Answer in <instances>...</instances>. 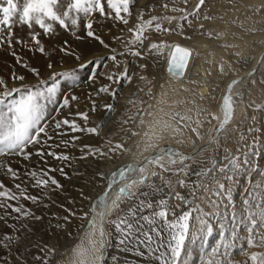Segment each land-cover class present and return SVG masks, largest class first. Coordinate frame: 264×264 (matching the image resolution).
Segmentation results:
<instances>
[{
	"label": "rangeland",
	"instance_id": "rangeland-1",
	"mask_svg": "<svg viewBox=\"0 0 264 264\" xmlns=\"http://www.w3.org/2000/svg\"><path fill=\"white\" fill-rule=\"evenodd\" d=\"M215 1L205 0L204 5L199 9V15H189L188 21L177 19L171 27L164 25V27L173 29L169 33H157L154 28L145 33L148 37L145 45L150 37L154 41L156 37H159V40H164L167 43H181L194 49L197 55L191 59L189 68L198 65L207 67L210 72L209 87L211 91L220 86L225 76L228 75L229 70L226 65L229 60L223 56L219 58L205 57L201 48H196L193 46L194 44H191L193 38L203 35L215 40L219 46L229 49L230 59L233 58L235 62L239 59L249 63L253 53L245 54V58L237 55L242 43L239 41L240 31L256 32L264 29V16L258 15L252 24L245 17L249 13L260 12L259 9L255 11L257 4L240 5L245 3L244 0H227L236 5L224 10L218 9V5L214 6L212 10L209 9L210 3L214 4ZM165 3L168 4V8H164ZM198 3L199 0H187V3H183L182 0H175V2L173 0H147L140 18L143 17L144 20H147L154 15L162 17L161 12L166 14L174 7L184 9L185 13H192L196 11ZM249 9L253 12H250ZM108 11L114 12L112 9ZM131 13L130 17L122 13L129 19L127 24L130 25L129 28L140 21L133 6ZM180 15H182L180 12L173 14L175 17ZM206 16L210 18L205 19ZM116 23L120 25L122 31L112 36L109 47L111 50H115L112 55L117 54L119 64L110 59L112 55L110 57L95 55L90 60L92 63L89 61L83 63L82 60L76 59V66L66 65L57 71H50L51 67L47 71H42L39 78L31 72L32 66L24 67L25 64H22L18 68L19 74L25 77V84H36L38 79H48L54 72L75 70L78 76L75 82L61 80L57 104L49 106V122L51 123L52 118L56 120L68 118L75 120L81 128L99 127L98 134H93L86 131L73 132L70 126H62L61 129H55L54 125L52 126L49 131V135L52 136L51 141L48 145L37 147H44L46 153L52 151L58 155H67L69 157L67 160H57L49 155H45L42 159L35 155L36 147L28 149L33 153L29 160L20 156H4L0 159V162L10 165L20 173V178L14 180L6 175V168H0V181L6 188L17 192L15 184L21 183L22 187L27 189L28 194L39 198L36 202L23 198L6 201L13 207H21L22 211H29L31 213L29 216L13 211L12 207L0 208V217H2L0 218V264H45V261L47 264L51 263L53 245H61V241L68 237L73 222L86 213L89 200L102 191L104 177L102 178L98 173H105L103 170H106L110 163L115 164L120 159L135 153L136 136L142 126L141 120L143 123L147 121L148 111L155 107L156 102H150V99L153 94L157 98L163 89L162 85L165 83L167 73L163 68L161 69L162 75L146 74L149 67L147 48L143 50L142 58L133 57L127 53L119 55L125 51V44L132 38V33L129 32V35L125 33L127 29L122 21L116 19ZM261 23L263 25L259 27L257 24ZM186 37H190V39H186ZM213 53L216 51L213 50ZM133 60H135L134 68L130 69ZM97 61L99 64L96 63ZM121 61L124 63L122 67H120ZM215 62L218 64V68L215 70L216 74H213L211 67ZM82 64L85 67L81 68ZM243 65L245 64L243 63ZM125 68L128 69L131 81L119 79ZM109 75H112L113 79H108ZM261 78L264 79V75ZM174 79L184 82L187 77H174ZM3 80L9 88L19 86L21 83L19 81L18 84L12 85L11 80ZM168 81L167 88L171 89V80ZM179 86L182 87V83ZM102 87H108L109 91L100 92ZM190 88L192 92L199 89L196 84L191 85ZM65 95L69 98L71 95H75L77 100L70 99L69 107L61 109L60 112L54 111V108L60 106ZM169 102L171 101L165 100L166 104ZM108 104L112 105L111 110L105 108V105ZM256 105H264V89H259L256 93L248 96L242 112L236 116L234 122L219 133L218 142L211 149L208 148L202 154L188 157L175 165L166 166L171 170L163 169L161 175L154 170L153 172L157 175L153 176L151 171L150 181L141 190L136 189L134 191L136 195L131 198L125 197L119 202L118 208L112 212L108 221L123 218L132 224V228L125 227L124 232L121 233L107 222L111 240L109 264H162L159 257L162 252L168 251L171 230L165 220L153 217V213L160 210L159 202L161 200L168 202L167 221L169 222L186 211L191 213L188 221L189 232L185 238L179 264H210V262L217 261H223L224 264H252L249 259L251 253H264V246L249 247L247 245L243 237H246L248 233L242 226L234 225L231 219L233 208H235L237 219L240 218L241 210L244 207L242 202L248 198V191L255 190V184L261 181L262 177L256 173H252L251 177L241 173L235 175L232 181H228L224 179L225 174L220 171V167L227 162L225 156L228 155V152L225 149L239 155L252 147L254 141L257 142L255 146L261 153L260 156L255 157V160L259 163L261 170H264V108L257 109ZM187 108V105H183V108L178 109L175 113H179L180 116H189L193 121L196 112L200 113L203 107L196 106L190 110ZM77 113H86L88 121L85 122ZM253 117L255 119H252ZM182 123L185 122L178 124L182 125ZM187 123L189 124V122ZM183 128L184 131L188 129L186 126ZM250 128L259 129V131L250 132L248 131ZM132 133L136 134L132 135ZM241 136L244 137L243 140H241ZM76 137L78 139H74ZM63 141H68V145L65 146ZM118 143L123 147L115 148ZM86 145L90 146L93 151H90L89 147H85ZM96 149L105 155L101 156L94 151ZM214 163L215 170H212ZM49 168L57 169V171L50 172L49 175L55 177L60 187L54 185L33 187L34 181L26 173L41 169L47 172ZM59 169H63V173ZM178 169H183V171H178ZM226 174L233 175L231 171ZM249 180L252 182V189L249 188ZM179 181H184V184H179ZM218 183H223L226 188H231V205L226 194L219 198L213 194L218 188ZM176 193H179L183 199L177 198ZM2 199L0 198V200ZM212 201H218V206H213ZM149 204L152 207H147ZM145 216L149 217L152 222L145 220ZM36 217H40V219H36ZM200 220L206 221L207 224L202 226ZM208 227H211V232H208ZM234 227L241 238L233 242L231 231ZM258 232L264 234V228L258 229ZM6 236H13L14 239H6ZM146 236H150L151 240L146 239ZM24 237H28L26 246H29L23 249V254L20 251L15 252L16 249L23 247L21 238ZM88 238V235H84L64 258H58L54 264H76L78 258L86 250ZM122 240L123 243H121ZM230 242L234 243L235 247L226 250L222 245ZM215 249L218 251L214 252ZM226 251L227 254H225ZM36 257H40V259L37 260Z\"/></svg>",
	"mask_w": 264,
	"mask_h": 264
},
{
	"label": "snow or ice",
	"instance_id": "snow-or-ice-1",
	"mask_svg": "<svg viewBox=\"0 0 264 264\" xmlns=\"http://www.w3.org/2000/svg\"><path fill=\"white\" fill-rule=\"evenodd\" d=\"M175 2V0H173ZM183 3H187V0H182ZM105 3L109 9L114 10L115 18L122 21L125 25L129 23V19L126 18L122 13L127 14L128 17L131 16V8L135 3V0H23L22 6L18 0H0V44L7 43L11 45L12 37L14 33L12 28L14 27L15 18H18V22L28 27L33 25L38 26L44 33L50 34L54 31V25H59L65 30L75 29L80 25L84 17H91L94 13H99L101 15L105 14ZM205 0H199V3L196 5V11L192 13H185V10L182 8H172L173 12H180L182 15L179 17L175 16H151L150 19L144 20L143 17L140 18V21L135 24L132 28H129L128 31L132 33V38L127 41L125 44V51L119 53V55H124L127 53L133 57H141L144 55V48L147 47L149 53H154L157 56H163L165 51H167V71L170 75L174 77H183L186 68L189 65L190 58H194L197 55L194 52V49L181 46L178 43H167L164 40L159 42H151L145 45V41L148 37L145 33L149 29L155 30L157 33H169L173 31L168 27H164L165 23L171 24L174 20H183L188 21V16H198L199 9L204 5ZM164 8H168V4L165 3ZM82 14V15H81ZM210 17H205L209 19ZM87 29V35L89 37L95 36L101 44H104V41L96 36L92 30V20L89 19L85 24ZM203 27V25H201ZM5 30L7 34L5 35ZM211 35V33H209ZM32 39L36 42L37 45H40L39 40L37 39V34H32ZM190 39V37H186ZM107 46V45H105ZM39 51L44 52V47L39 46ZM62 51H66L62 49ZM115 52V50H113ZM237 55H239L237 53ZM79 59V57H77ZM114 62L117 61V54H114L110 57ZM19 62V61H18ZM89 63H92L89 61ZM99 64V61L96 62ZM24 67H28L24 65ZM49 68L52 67L51 64L48 65ZM81 68L85 65H80ZM31 72L39 78L40 72L36 68L30 69ZM223 71V68H221ZM249 76L252 73L248 74ZM13 80L20 81L19 86H14L9 88L6 82L3 79H0V157L4 156H20L25 160H29L33 153L28 149L30 147H36L35 155L43 157L49 155L54 157L57 160H67L69 157L67 155H58L56 152H45L44 147H37L41 145H48L51 141L52 136L49 135V131L54 125L55 129H61L62 126H70L73 132L81 131L88 132L93 134H98V127H85L81 128L75 120H70L64 118L62 120H56L52 118L51 123L49 122V106L57 104V96L61 90V80H71L75 82L78 79L77 73L75 70L64 71L59 73H52L48 79H38L36 84H25V77L23 75L13 74ZM108 79H113L112 75H109ZM120 80H129L131 81V76L128 75V69L125 68L124 72L119 77ZM239 80H232L226 89V94L223 97V102L221 105V110L223 112V119L219 120L218 117L212 115L213 119H218L219 122L215 127V132L219 133L226 129V126L230 123L233 111L235 99L232 93L233 86L239 83ZM255 83V81H253ZM108 87H102L100 92H108ZM115 95V93H113ZM237 96H240L241 93H237ZM203 98V97H201ZM70 99L72 101L77 100L75 95L63 96L62 103L59 107L54 108L56 112H60L61 109L69 107ZM105 108L111 110L112 105H105ZM257 109L264 108V105H256ZM206 110H200L199 114H202ZM78 116L87 122L88 116L86 113H77ZM151 115V113H149ZM172 120L179 122H185V126H188L187 122L191 121L189 116H180L179 113H173ZM177 118H179L177 120ZM252 119H255L253 117ZM199 123V120H197ZM143 124V120H141ZM171 125L169 122L165 121L162 125L163 130H167ZM196 131L195 128L192 129ZM173 131H178V129H173ZM248 131H259V129H249ZM136 133H132L135 135ZM144 135H148L145 133ZM155 135V134H153ZM197 136L199 133L197 132ZM151 138V137H150ZM78 139V137L74 138ZM244 137L241 136V140ZM210 143H217L216 136L209 137ZM65 146L68 145V141L62 142ZM256 143L250 147L247 151L241 152L239 155L231 153L229 150L225 149L228 152V155L225 156L227 161L222 167H220L221 173L225 174L224 179L232 181L235 175H240L244 173L245 175L251 177L252 173H256L261 176V181L255 184V190L248 191V198L245 199L242 203L244 205L241 210L240 218L237 219L235 208L231 213V219L234 225L237 227L242 226L243 229L248 233L243 239L246 241L249 247L252 246H264V234H260L258 229L264 228V170H261L259 163L255 160V157L261 155L259 149L256 148ZM59 147V145H57ZM90 151H93L90 146ZM122 144H116L115 148H122ZM98 152L101 156L105 153L101 152L99 149L94 150ZM239 152V149L237 150ZM167 155V165H175L177 159L183 161L187 159L184 154L180 153L178 150L171 146L161 148L154 155L149 156L145 159V164L154 163L160 166V168L165 171H170L171 169L165 166L164 156ZM0 168H6V175L12 177L14 180L20 178V173L18 170L13 169L10 165H6L3 162H0ZM215 170V163L214 168ZM209 170V171H212ZM57 171V169L49 168L48 171L43 169L39 171H29L26 173L28 177L31 178L34 183L33 187H47L48 185H54L60 187L58 181L55 177L49 175L50 172ZM63 173V169H59ZM178 171H183V169H178ZM231 171L233 175H227L226 173ZM102 178L104 173H98ZM153 176L157 173L153 172ZM129 181L124 183L123 186L118 187L117 196L113 199L111 197L112 190L123 181ZM148 180V175L146 174V168L142 165H137L134 163H127L111 172L107 177V188L106 190L94 201L90 202L91 213H84V216L81 217L84 220V223L81 225V229H88L89 236L93 235L96 231L99 232L101 237L99 248L95 246V241H91V260L90 264H95L96 260L102 259V254L100 250L104 248L107 240V232L104 228L105 217L109 209V200H111L112 210L114 211L119 206V202L122 198H131L136 193L132 191L134 186L138 184H145ZM179 184L183 185L184 181H179ZM253 185L251 180H249V188L252 189ZM15 188L17 192H13L11 189L6 188L2 181H0V208L12 207L13 211L21 213L24 216H29L31 213L29 211H22L21 207H13L6 203L8 200H19L20 198L26 200H32L36 202L39 198L35 195H30L27 193V189L22 187L21 183H16ZM207 190V189H205ZM18 193V194H17ZM215 196L222 197L226 194L227 199L231 205V188H226L225 184L218 183V188L213 193ZM177 198L183 199L179 193H176ZM160 210L153 213V217H159L167 222L168 228L171 230V240L168 244V251L162 252L159 259L162 261V264H179L182 251L184 249L185 238L189 232V219L191 213L186 211L178 218L173 219L172 221H167L169 215L168 212V202L161 200ZM213 206H218V201L211 202ZM147 207H152L151 204ZM97 208L100 209L97 212ZM199 210V209H197ZM97 216L99 221H97ZM2 218V217H0ZM40 219V217H36ZM67 219V218H65ZM145 220L152 222L149 217L145 216ZM108 223L112 224L118 231L121 233L124 232L125 227L127 229L132 228V224L128 223L123 218H118L117 220H109ZM202 226L207 224L206 221L200 220ZM97 224L99 227L97 228ZM208 232H211V227H208ZM232 241L240 239L238 236L236 228L234 227L231 231ZM6 239H14L13 237H7ZM146 239L151 240L150 236H146ZM124 241L122 240L121 243ZM226 250L228 248H234L235 244L230 242L222 245ZM43 251V249H41ZM243 250V249H241ZM54 251V250H51ZM218 251V249H215ZM227 254V251L226 253ZM37 260L40 257H36ZM249 259L252 264H264V253L253 252L250 254ZM47 264V261H45ZM81 264H84L83 258L81 259ZM210 264H224L223 261L210 262Z\"/></svg>",
	"mask_w": 264,
	"mask_h": 264
},
{
	"label": "bare ground",
	"instance_id": "bare-ground-1",
	"mask_svg": "<svg viewBox=\"0 0 264 264\" xmlns=\"http://www.w3.org/2000/svg\"><path fill=\"white\" fill-rule=\"evenodd\" d=\"M18 2L22 6L23 0H18ZM146 2L147 0H135L133 7L135 9L136 16L138 14L139 18L140 14L145 8ZM244 2L245 3H241L240 5H250V3H253L258 5L257 8H255V11L257 9L260 10V12L249 13L248 16H245L246 20L251 24L258 15L264 16V0H244ZM105 5L106 7L104 15L94 13L91 17H84L80 25L75 29L65 30L58 24L54 25V31L50 34L44 33L43 30H41L38 26L33 25L30 28L27 25L20 24L18 22V18H15L14 27L12 28L14 36L12 37L11 45L7 43L0 44V79H6L7 81L11 80L12 85L18 84L19 81L13 80L12 77L13 74L17 76L20 75L18 68L22 64L32 66L33 68L38 69L41 73L42 71H47V69L49 68V64L52 65L50 71L60 70L66 65H69V67L76 66L75 60L77 59V57H79V60H82L83 63L90 61L95 55L110 57L114 53L113 49L111 50L109 47V44L112 41V36L116 35L118 32H121L122 28L119 24L116 23L115 12H109L108 10L110 9L107 7V4ZM216 5H218V9L224 10L225 8L236 4L229 3V1L227 0H216L214 4L210 3L209 9H214L213 7ZM249 11L253 12V10L250 9ZM174 13L175 12H173L172 10H169L166 12V14L161 12V15L162 17L173 16ZM89 19L92 20L93 32L96 36H99L104 41V44H101L97 39H95V36L89 37L87 35L85 24ZM175 22L176 20H174L171 24L165 23L164 25L171 27ZM257 25L259 27H262L263 24L261 23ZM129 26L130 25H124V27L127 29L125 33H127L128 35ZM33 33L37 34V39L39 40L40 45L44 47L43 53L39 51L40 45H37L36 42L32 39ZM6 34L7 30H5V35ZM159 41V37H156L155 41L152 37H150L146 42V46L151 42ZM239 41L242 42L238 49L239 57L245 58V54L253 53V57L249 61V63L243 62L239 59L235 62L233 58L230 59L229 49L219 46V43H217L215 40H211L203 35L195 36L193 38L191 44H194L193 46H196V48H201V51H203V55L205 57L219 58L220 56H223L227 57L229 60L226 65L229 73L223 79L222 84L218 86L214 91H211L209 87L210 72L207 67L198 65L196 67L193 66L189 68L192 58H190L189 65L185 70L184 76L177 77L184 78L186 76L187 79L183 82L174 79V76L168 73L167 51H165V54L163 56H157L154 53H149L147 55V59L149 62V67L146 70L147 75H162L161 69L165 68L167 76H165L166 80L164 85H162L163 89L157 95V98L154 94L152 98L150 97V102H156L155 107H152V109L148 111V114L146 115L148 119L142 124L140 131L136 136L137 145L135 153L133 155L126 156L123 159H120L115 164L110 163L108 168H106V170H103L105 172L103 189L101 192H99L98 195L94 197L91 196L92 198L89 200L87 206V213H91L90 202L96 200L106 190L108 175L119 167L126 165L127 163L142 165L146 168V174L148 175L147 182H149L151 171L153 173V171L156 170L161 175L163 169L160 168L159 165L154 163L145 164V159L149 156L154 155L161 148L171 146L178 150L180 153L184 154L186 157H194L202 154L204 151H206V149H211L214 146L215 143L209 142V137L215 135L217 139L220 133L215 132V127L218 124L219 120L223 119L221 105L223 102V97L226 94L227 85L232 80L240 81L239 83L234 85L232 89L235 104L233 116L228 125L234 122L236 116L242 112L243 105L246 103L248 96H250V94L254 92L256 93V91L259 89H264V82L262 81L263 78H261L264 75V29L258 30L256 32L240 31ZM178 44H180L181 46H186L181 43ZM62 49L66 51H62ZM213 50H215L216 53H213ZM134 62L135 60L132 61L130 69L134 68ZM121 63L122 64L120 67H122L124 64L122 61ZM243 63L245 65H243ZM217 68L218 64L215 62L211 67V71L213 74H216L215 70ZM249 73H252V75L249 76ZM90 79L93 80L92 78ZM168 80H171V89L167 88L169 86H167V84L169 83ZM253 81H255V83H253ZM181 83L182 87L179 86V84ZM193 84H196L198 86L199 89L197 91L192 92L190 86ZM237 93H241V95L237 96ZM166 99L170 100L171 102L166 104ZM183 105H187V109L189 110L192 107L196 108V106H201L203 107L202 110H206L202 113V115H198L199 111L196 112L197 114L194 120L189 122L187 126V131H184L183 128L185 127V123H182V125L175 123L172 120L171 115L178 109H182ZM149 113H151V115H149ZM209 113L213 114L215 117H218L219 120L213 119L212 115H209ZM197 120H199V123H197ZM165 121L169 122V124L171 125V127L167 130L162 129V125ZM193 128H195L196 131H193ZM173 129H178V131H173ZM197 132L199 133V136H197ZM145 133H148V135H144ZM1 158L2 157H0V159ZM167 158V155H165V166H170L166 163ZM179 161L181 160L177 159L176 163ZM128 182L129 181L125 180L121 182V184H118L112 190L111 197L114 199L118 194L116 189L120 186H123L124 183ZM145 184H138L134 186L132 191L134 192L136 189L141 190ZM123 199L124 198H122L121 200ZM96 211L99 212L100 209L97 208ZM112 212L113 210L111 200H109V209L104 222L105 230L108 234L107 240L103 248L104 252H102L101 249L100 253H97V255L102 254V259L96 260L95 264H104V257H106V264H109L111 240L109 238L107 222ZM82 216H84V214ZM81 217H78V220L73 222L68 237H65L63 241H61V245H53L54 251L52 253V262L49 264H54V261H56L58 258H64L71 251L72 247L76 243H78L82 239V237H84V235L89 236L88 229H81V225L84 223V220H82ZM97 221H99L98 216ZM98 227L99 224H97V228ZM27 238H21V243L23 244V247L21 249H16V247H13L14 249H16L15 252L20 251V253H22L23 249L29 246H26L28 243V240H26ZM100 239L101 237L98 231L89 236L86 243V250L83 251L84 253L78 258L76 264H81L82 258L84 260V264H90L92 248L91 241H95V246L99 248Z\"/></svg>",
	"mask_w": 264,
	"mask_h": 264
},
{
	"label": "water",
	"instance_id": "water-1",
	"mask_svg": "<svg viewBox=\"0 0 264 264\" xmlns=\"http://www.w3.org/2000/svg\"><path fill=\"white\" fill-rule=\"evenodd\" d=\"M104 228H105V224H104ZM102 252H104L103 249H102ZM103 263L106 264V257H104V259H103Z\"/></svg>",
	"mask_w": 264,
	"mask_h": 264
}]
</instances>
